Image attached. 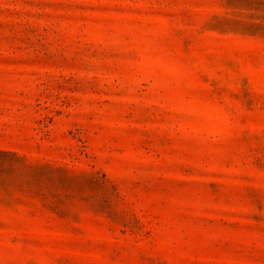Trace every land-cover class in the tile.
I'll return each mask as SVG.
<instances>
[{
    "label": "rangeland",
    "instance_id": "obj_1",
    "mask_svg": "<svg viewBox=\"0 0 264 264\" xmlns=\"http://www.w3.org/2000/svg\"><path fill=\"white\" fill-rule=\"evenodd\" d=\"M0 264H264V0H0Z\"/></svg>",
    "mask_w": 264,
    "mask_h": 264
}]
</instances>
